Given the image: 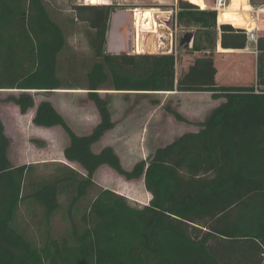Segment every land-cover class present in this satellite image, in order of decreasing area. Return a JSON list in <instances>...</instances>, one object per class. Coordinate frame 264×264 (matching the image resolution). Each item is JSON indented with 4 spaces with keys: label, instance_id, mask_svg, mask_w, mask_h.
Masks as SVG:
<instances>
[{
    "label": "trees",
    "instance_id": "trees-1",
    "mask_svg": "<svg viewBox=\"0 0 264 264\" xmlns=\"http://www.w3.org/2000/svg\"><path fill=\"white\" fill-rule=\"evenodd\" d=\"M82 1L88 5H76L73 11L92 30L89 43L96 59L85 73L83 90L99 123L90 134L78 136L48 101H41L32 124L60 128L68 138L65 161L83 173L62 164L55 174L33 179L32 165L10 163V143L0 120V264H264V37L256 55L237 51L246 85H180L174 52L108 53L107 33L116 8L109 0ZM178 5V20L198 28L192 48L180 53L210 51L217 22L222 43L233 31L230 15L217 18L216 11H199L188 1ZM237 34L235 43L240 40L243 46L244 31ZM65 45V34L43 0H0V91L18 92L5 102L25 115L35 107L30 91L63 89L57 73ZM219 49L220 54H235ZM184 61L200 76L210 72L209 59ZM107 85L117 93H210L223 102L193 123L197 132L181 135L125 170L111 147L98 153L92 149L114 128L108 95L99 93ZM173 116L189 124L179 114ZM103 166L127 182L142 179L151 195L148 205L133 207L125 197L100 189L74 220ZM21 204L32 205L30 213L40 216L35 221L42 230L38 246L16 224ZM62 208L69 228L54 237L52 220Z\"/></svg>",
    "mask_w": 264,
    "mask_h": 264
},
{
    "label": "rangeland",
    "instance_id": "rangeland-1",
    "mask_svg": "<svg viewBox=\"0 0 264 264\" xmlns=\"http://www.w3.org/2000/svg\"><path fill=\"white\" fill-rule=\"evenodd\" d=\"M232 1L234 0H225V5L219 11L215 10L216 0H204L202 4H205V10L216 11L218 18V12L227 9ZM241 1L246 2L250 9L244 11L239 5L238 12H245L247 14L245 18L250 19L252 23L248 24L246 21L240 26H231L233 31H228L227 41L222 43L217 22L216 31L212 30V39L215 40L214 47L208 52L196 55L193 52H178L181 51L177 48L179 35L192 33L194 39L198 29L197 26L178 20L179 0H109L108 5L116 8L113 15L118 12L121 13L114 27L113 15L111 17L110 28L107 33L108 49L117 48L123 42L126 54L137 55L133 48L136 36L138 43L144 41L145 51L141 54H158L167 51L169 53V50L175 52L178 72L176 74L179 77L176 76V79L178 78L177 84H201L204 87L212 84L246 85L249 80L246 76L247 73H245L244 63L239 61L240 55L237 54V51L251 52L247 48L251 49L253 45L246 44L245 39L243 46L242 41L235 42L237 33L240 30L244 31L243 28L247 29L249 26H257L259 37H264V0ZM43 3L51 18L59 24L65 34L66 45L58 57V77L64 88L75 90L72 92L62 91L59 94L33 91L30 94L34 98V108L41 101L48 100L54 104L60 115L62 114L61 116L75 134L78 136L88 135L99 123V117L95 106L87 100L86 91L83 89L86 86L85 73L96 59L89 43L92 30L87 24L77 21L73 11V7L76 5L88 4H84L82 0H43ZM197 5L193 4L200 11V5ZM135 9H139L140 12ZM133 10H135L134 13L131 12ZM155 32H157L156 40H154ZM171 41L172 45L170 44ZM193 41L190 44L191 48ZM220 46L229 52L233 51L235 54L217 53L221 50H218ZM184 57H189L192 62L199 59H209V74L200 76L194 72L191 65L186 68L187 63L182 62ZM109 88L107 85L99 93L102 97L105 94L108 95L109 111L114 128L107 132L92 149L98 153L105 147H111L125 170H130L137 162L147 159L157 148L173 142L185 133L194 132L197 127L192 122H202L213 108L223 102L222 99L212 98L210 93L133 94L117 93L109 90ZM9 96H18V92L0 91V120L4 126L5 136L10 143L8 151L10 163L13 166L32 165L29 177L33 179L47 178L55 174L61 169L64 162L67 163L63 158V150L68 144V138L60 128L51 132L43 130H41L43 132H35L34 129L37 128H34L35 126L30 119L31 112L25 115L20 114L13 103L5 102ZM32 112L34 114V111ZM173 113L179 114L189 124L177 120ZM65 165L83 173L76 164L67 163ZM93 181L95 186L80 201L73 214L76 221L87 210L100 189H108L125 197L133 207H142L144 203L141 200V195L131 194V191L133 193L141 191L140 189L143 188L142 180L127 182L113 170L103 166L94 174ZM61 201L63 207L64 200ZM29 207L32 208V205H20L16 224L20 229H24L28 239L35 246H38L42 230L37 227L35 221H38L40 216L31 214L28 210ZM68 228L69 224L62 208L52 220L51 235L54 237L65 235Z\"/></svg>",
    "mask_w": 264,
    "mask_h": 264
},
{
    "label": "crops",
    "instance_id": "crops-1",
    "mask_svg": "<svg viewBox=\"0 0 264 264\" xmlns=\"http://www.w3.org/2000/svg\"><path fill=\"white\" fill-rule=\"evenodd\" d=\"M246 1V0H245ZM203 2H204V0H203ZM241 6V8L242 9H247V8H249V6L247 5V3L246 2H244V1H239V0H234V1H232L231 2V4L229 5V7H228V9H230V10H238L239 9V7ZM203 6H204V9L203 10H205V4H203ZM135 10H138L139 12H140V10L139 9H135ZM135 10H133V11H131V12H135ZM119 13H121V12H119ZM117 14V13H116ZM115 14V15H116ZM141 14V13H140ZM115 15H113V17L115 16ZM135 16V15H134ZM136 17V16H135ZM137 18V17H136ZM138 20V19H137ZM219 27V26H218ZM244 29V28H243ZM262 37V36H261ZM107 40H108V38H107ZM219 45V44H218ZM106 48H107V52L108 53H111V54H126V48H125V45L122 43L119 47H117V48H115V49H108V42H107V45H106ZM253 49H254V46H252V48L251 49H248L247 48V50L248 51H251V52H248V53H252L253 52ZM112 50V51H111ZM218 50H219V48H218ZM177 70V69H176ZM177 72V71H176ZM73 90H75V89H71V88H64L63 87V89H60V90H55V91H52V92H49V93H51V94H59L60 92H62V91H64V92H72ZM36 93H46V92H44V91H38V92H36ZM46 101V100H45ZM48 101V100H47ZM54 108H55V106H54V104H52L50 101H48ZM33 109H35V108H33ZM55 110L60 114V112L55 108ZM32 111H34L35 112V110H30L29 112H31L30 113V119L32 120V118H33V112ZM28 112V113H29ZM62 115V114H61ZM192 123H197V122H192ZM34 128H37V129H34V131L35 132H37V133H39V131L40 132H43V131H46V132H51L52 130H56V129H58V128H51V129H45V128H39V127H34ZM41 130H43V131H41ZM198 131V128L194 131V132H197ZM194 132H190V133H194ZM64 158V157H63ZM65 164H67V163H65L64 162V165ZM140 180H142V179H140ZM140 180H136V181H140ZM130 182H132V181H130ZM135 182V181H134ZM142 182H143V180H142ZM142 188V187H141ZM141 191H138V193H133L132 191H131V194H134L135 196H138V195H141L142 196V201L144 202L143 203V205L142 206H146V205H148V203H149V201H150V199H151V195L145 190V188H144V185H143V188L142 189H140ZM130 196H132V195H130ZM129 200H131V199H129Z\"/></svg>",
    "mask_w": 264,
    "mask_h": 264
},
{
    "label": "built area",
    "instance_id": "built-area-1",
    "mask_svg": "<svg viewBox=\"0 0 264 264\" xmlns=\"http://www.w3.org/2000/svg\"><path fill=\"white\" fill-rule=\"evenodd\" d=\"M84 4H86V3H84ZM224 5H225V0H216L215 10L219 11L220 8H222ZM218 15H219V12H218ZM258 31H259V28L257 26H253V27L249 26V27H247V29L244 28V36H245L246 44H252L254 46L253 53L255 55L257 54L258 41L261 38L258 35ZM170 44L171 45L173 44L172 41L170 42ZM134 45H135L133 47L134 53L141 54L142 52L145 51L144 41H141L140 43H138L136 36H135V44ZM158 48H160V47H158ZM158 48L156 49L157 51H158ZM172 52L173 51L169 50V53H172ZM165 53H168V51Z\"/></svg>",
    "mask_w": 264,
    "mask_h": 264
},
{
    "label": "bare ground",
    "instance_id": "bare-ground-1",
    "mask_svg": "<svg viewBox=\"0 0 264 264\" xmlns=\"http://www.w3.org/2000/svg\"><path fill=\"white\" fill-rule=\"evenodd\" d=\"M190 2L191 4H198L200 5V9L203 10L204 6H203V0H185ZM202 4V5H201ZM197 5V6H198ZM250 9V8H247ZM247 9H243L244 11H246ZM239 10H230V9H224L222 10L219 15H230L231 16V23L234 27L240 26L241 24L245 23L246 21L248 22V24H251L252 22L250 21V19H246L245 17H247V14L244 13H239ZM119 12L113 17V23H117L118 20V16H119ZM124 23V22H123ZM158 26V25H157ZM114 27V25H113ZM162 32V31H161ZM157 37V32H155L154 34V40H156ZM123 43V42H122ZM110 48H112V46H109ZM113 49V48H112ZM115 49V48H114ZM128 50V49H127ZM112 51V50H111Z\"/></svg>",
    "mask_w": 264,
    "mask_h": 264
},
{
    "label": "water",
    "instance_id": "water-1",
    "mask_svg": "<svg viewBox=\"0 0 264 264\" xmlns=\"http://www.w3.org/2000/svg\"><path fill=\"white\" fill-rule=\"evenodd\" d=\"M193 40V34L192 33H184L183 35H179V38L177 40V48L180 50H189L191 49L190 44ZM33 92V91H30Z\"/></svg>",
    "mask_w": 264,
    "mask_h": 264
}]
</instances>
